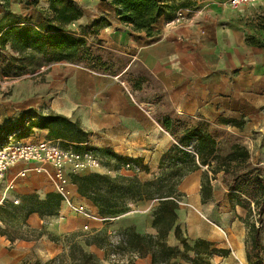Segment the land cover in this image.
Here are the masks:
<instances>
[{
	"label": "crops",
	"instance_id": "0c3cea01",
	"mask_svg": "<svg viewBox=\"0 0 264 264\" xmlns=\"http://www.w3.org/2000/svg\"><path fill=\"white\" fill-rule=\"evenodd\" d=\"M51 1L11 0L7 6L0 1V38L15 26L38 29L48 16L53 17ZM70 1L82 16L66 29L78 36L82 29L88 31V37H84L86 45L105 69L99 71L92 64H48L40 56L35 57L28 64H39V69L29 80L18 83L11 91L0 89V140L7 134L2 130L17 122L24 112H53L79 123L89 134L87 141L80 144L83 150H109L116 156L139 160L147 169L136 175L97 157L100 166L80 174L150 178L168 172L160 167L161 161L180 146L179 139L187 130L201 128L216 140L218 149L223 142L244 148L249 153L244 170L264 188V1L233 8L231 0H163V13L150 35L122 24L110 2ZM178 12H183L185 19L175 23ZM32 56L12 50L10 44L0 50V60L8 64L21 59L29 62ZM58 77L60 84L54 88L52 82ZM48 134L35 130L30 137H23L21 130L10 137L27 142L39 135L64 150L76 152L77 144L50 140ZM83 150L79 153L83 154ZM35 167L20 164L10 170L7 181ZM71 171L67 169L73 204L101 218L98 209L78 194L69 177ZM206 172L210 174L207 167H201L187 176L179 191L191 193L194 209L200 208L204 221L222 228L223 234L229 231L227 245L223 236L214 232L216 246L228 255L215 256L212 263L250 264L246 233L241 232L240 226L229 229L231 214L222 212V224L208 215L216 212L215 191L207 203H202L201 178ZM219 180L218 175L214 182L219 184ZM3 186L4 192L6 184ZM3 192L0 205L34 194L40 200L50 194L58 195L47 175L33 171L16 181L6 199ZM154 207L129 203L128 212L108 224L76 214L61 201L56 216L33 213L28 217L27 228L43 235L37 242L18 241V247L38 245V251L50 258L59 254L62 247L48 237L58 239L72 234L85 238V226L91 230L88 235L109 233L112 225L118 230L134 227L140 234H155L151 227ZM195 218L190 215L183 219L193 223ZM169 240L177 244L173 232ZM259 240L264 248L261 231ZM89 251L105 264L103 250L91 247ZM140 262L150 264V259H138L136 264Z\"/></svg>",
	"mask_w": 264,
	"mask_h": 264
},
{
	"label": "trees",
	"instance_id": "16d2710c",
	"mask_svg": "<svg viewBox=\"0 0 264 264\" xmlns=\"http://www.w3.org/2000/svg\"><path fill=\"white\" fill-rule=\"evenodd\" d=\"M0 1L7 6L11 0ZM100 1L110 2L115 7L116 15L122 24L130 26L134 32H145L148 35L163 13V0ZM50 11L53 17L48 16L38 29L29 26L9 28L0 38V50H5L10 44L12 50L22 55L26 53L34 55L28 58L30 63H33L35 57L40 56L48 64L60 62L92 64L95 69L103 71L105 66L87 47L84 40V37H88V31L82 29L78 36L66 29L68 24L80 19L81 11L70 0H52ZM23 61L24 59H21L18 62ZM21 130L25 133L23 137H30L35 130L48 131L50 140H68L77 144L78 146H74L76 153L83 150L80 144L86 142L89 136L79 123L53 112L44 114L31 109L21 114L17 122L2 130L7 134L0 140V145ZM179 145L161 161L160 167L168 172L150 181L144 182L139 177H111L98 173L69 176L72 184L77 187L78 194L90 201L98 209L100 217L107 220L104 223H113L112 220L116 221L127 213L129 203L155 204L151 224L155 234H140L134 227L119 229L116 244L105 232L87 235L81 243L72 241L67 250L57 257L45 263L37 261L35 264H101L89 251L91 247L133 254L137 259L149 258L150 264H213L212 259L215 256H227L226 250L218 248L212 242L198 238L193 245L189 243L178 223L182 198L179 186L187 176L199 171L201 167H207L210 174L205 173V180L201 185L202 203L205 204L212 196L213 180L215 181L220 173L228 175L232 163L245 164L249 159V153L244 148L233 146L225 159L219 158L220 149L216 140L201 128L187 130L179 139ZM83 152H91L96 157L113 161L118 169L132 165L138 167L140 173L147 172L139 160L119 157L109 150L84 149ZM261 188L264 195V188L262 186ZM30 197L38 207L28 210L27 219L33 213L49 217L57 215L62 201L59 195L50 194L46 200H40L36 196ZM7 202L9 201L4 203ZM172 232L178 243L176 246L168 243V237ZM39 234L40 238L43 233ZM259 236L260 228L255 225L252 227V236L247 245L250 264H264V248ZM11 241L14 242V239Z\"/></svg>",
	"mask_w": 264,
	"mask_h": 264
},
{
	"label": "rangeland",
	"instance_id": "374dc122",
	"mask_svg": "<svg viewBox=\"0 0 264 264\" xmlns=\"http://www.w3.org/2000/svg\"><path fill=\"white\" fill-rule=\"evenodd\" d=\"M28 63L30 62L24 60L23 62H12V64H8L6 61L2 62L0 60V89L11 91L18 83L29 80L31 75L38 71L39 64H33L34 66H30ZM49 80L52 79L49 78ZM52 83L55 88L60 84V78L58 77L54 79ZM14 141L24 142L23 138L20 137L15 138ZM37 141L44 140L38 135V137H34L27 142ZM231 148L232 147L229 144L223 142L222 147L218 152V157L225 159L231 152ZM214 165H216V162ZM229 171L228 175H222V173L219 174V181H221V183L216 184L214 180L211 183L212 191H215L213 200L214 208L218 215L216 212L209 213L208 215L222 224V218L220 215L226 210L232 216L229 229L234 230L236 227L240 226L241 232L244 231L246 233V245H248L252 236L253 226L256 225L260 228L261 234H264V195L262 193V188L259 183L256 182L255 177L246 173L244 170V164H241V162L232 163L229 167ZM205 176L206 174H203L201 178V185L205 180ZM210 176L212 177V175ZM154 178L156 177H142L140 179L145 182ZM2 186L0 187V196H2L3 192L4 186ZM3 193H5V188ZM181 195L182 198L180 211L178 213V223L189 243L193 245L195 239L200 238L216 245L215 239L212 238L214 232H216L220 234L221 238L223 236L224 244L227 245L229 231H224L225 234H223L221 230L222 228L219 229L213 227L210 223L204 221L202 218L204 217V214L199 211L200 208L198 207L197 211L194 209L191 193L184 191ZM31 196H36L39 199L38 195L34 194ZM17 200L18 203L11 201L0 205V264H35L37 261L45 263L64 253L72 241L81 243L84 240L83 237L74 236L72 234L58 239L48 237L50 241H53L62 247L59 254L50 258L44 257L38 251V245H34L32 248L18 247V241L37 242L40 234L31 232L27 228L26 218L28 210L30 208L37 209L38 206L33 203L30 196L18 198ZM145 205H149V203H145ZM190 215L196 216L194 219L195 221L193 223L185 222L183 219L184 216L188 218ZM236 219H240V222H236ZM90 231H84L83 235H88ZM117 231L118 229L112 225V229H110V232L108 233L114 244H116L118 240ZM13 239L14 242L11 241ZM260 240H262V237H260ZM168 243L171 246L178 245V243L176 244L175 241L173 242L172 240H169ZM104 252L105 264H129L130 262L136 263L138 260L133 254H122L108 250ZM140 264L145 263L140 262Z\"/></svg>",
	"mask_w": 264,
	"mask_h": 264
},
{
	"label": "built area",
	"instance_id": "2783aa9c",
	"mask_svg": "<svg viewBox=\"0 0 264 264\" xmlns=\"http://www.w3.org/2000/svg\"><path fill=\"white\" fill-rule=\"evenodd\" d=\"M262 1L264 0H231L230 4L233 8H238L260 3ZM184 19V13L178 12L175 23H180ZM20 164H34L36 167L25 170L10 181H7V175L10 170ZM99 166L100 162L98 158L91 152L81 154L67 151L62 149L58 144L46 140L38 142H16L12 137H8V139L0 145V187L6 184L4 199L14 190L18 179L25 178L30 171H33L38 174L47 175L54 182L56 193L60 196L62 202L76 214L82 215L90 220L105 222L107 220L96 217L84 207L75 206L68 190V168L72 169L70 174H80L87 168H98ZM123 169L132 171L135 174L140 173V169L132 165L124 166ZM13 202L18 203V200L14 199ZM84 231H90L89 227L85 226Z\"/></svg>",
	"mask_w": 264,
	"mask_h": 264
}]
</instances>
